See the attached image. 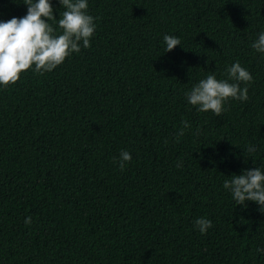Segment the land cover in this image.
Masks as SVG:
<instances>
[{"label": "trees", "instance_id": "trees-1", "mask_svg": "<svg viewBox=\"0 0 264 264\" xmlns=\"http://www.w3.org/2000/svg\"><path fill=\"white\" fill-rule=\"evenodd\" d=\"M87 2L89 48L0 86V264H264V208L223 187L264 172V54L251 47L264 0ZM50 3L58 21L66 9ZM27 7L0 0V21ZM165 35L180 46L165 52ZM237 61L253 77L246 102L220 116L188 103Z\"/></svg>", "mask_w": 264, "mask_h": 264}, {"label": "clouds", "instance_id": "clouds-1", "mask_svg": "<svg viewBox=\"0 0 264 264\" xmlns=\"http://www.w3.org/2000/svg\"><path fill=\"white\" fill-rule=\"evenodd\" d=\"M23 3L28 6L25 16L0 21V86L16 84L21 74L30 69L39 74L54 70L72 53H79L81 47L89 48L96 29L95 18L87 13V0H59L66 10L58 21L53 15L50 0H23ZM49 21H56L62 34H55L57 29ZM163 39L165 52L181 44L176 36L165 35ZM251 47L264 54V32L258 35ZM226 72L227 79H217L215 74H209L199 80L185 93L188 103L195 106L197 111H211L220 116L229 99L246 102L252 75L239 61L228 67ZM241 84L245 87L242 88ZM181 123L183 127L178 130V137L183 136L185 129L190 127L187 121L182 120ZM255 151V146L250 144L247 147L248 153ZM131 159L129 152L121 151L118 162L121 171ZM181 166L182 162L176 164L177 168ZM223 187L231 193L236 205L246 207L245 201H251L264 208V172L260 168L232 175L230 180L224 181ZM31 222V217L25 218L26 225ZM195 225L201 234H206L213 226L210 220L203 217L198 218ZM257 252H264V249L258 248Z\"/></svg>", "mask_w": 264, "mask_h": 264}]
</instances>
